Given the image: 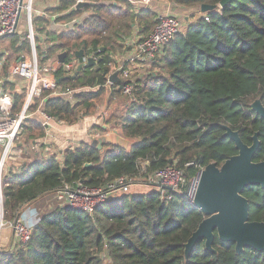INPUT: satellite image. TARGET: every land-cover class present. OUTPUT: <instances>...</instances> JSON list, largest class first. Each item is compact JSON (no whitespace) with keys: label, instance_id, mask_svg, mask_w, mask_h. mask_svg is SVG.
Returning a JSON list of instances; mask_svg holds the SVG:
<instances>
[{"label":"trees","instance_id":"trees-1","mask_svg":"<svg viewBox=\"0 0 264 264\" xmlns=\"http://www.w3.org/2000/svg\"><path fill=\"white\" fill-rule=\"evenodd\" d=\"M86 1L93 5L60 17L69 20L88 11L85 21L73 32L47 31V57H42L43 49L39 52L43 61L63 51L66 59L73 58L81 48L97 54V63L75 77L58 68L57 79L65 88L104 85L117 65L115 46L124 47L136 29L148 36L158 22L155 12H137L126 0ZM105 1L112 2L102 4ZM169 1L184 7L200 9L210 4L217 8L175 36L150 72L136 79L131 95L122 92L121 81L115 82L111 100L119 96L124 108L109 121L114 120L122 135L134 140L132 145L127 148L103 138L100 148L97 140H82L63 150L60 158L42 156L26 144L45 138L47 128L38 116L27 118L21 129L26 141L18 143L25 159L20 172L14 166L3 171L6 220L18 218L24 204L53 196L65 183L101 187L123 175L139 179L168 165L185 169L191 178L196 165L214 162L220 166L238 153L225 126L238 131L248 145L258 132L261 144L253 159H264V118L251 106L257 98L264 104V0H231L224 8L219 7L221 0ZM74 2L61 0L51 11L64 12ZM33 21L39 31L46 30L48 19L37 15ZM11 37L12 52L30 49L29 40L19 45L17 35ZM4 66L3 73L9 65L5 70ZM104 92L103 86L83 89L75 94L73 104L63 97H49L43 107L58 121L75 125L97 111ZM48 94L44 90L42 98ZM25 98V92L13 94V113L22 110ZM42 98L35 100L32 111ZM94 128L105 131L102 126ZM243 194L249 201L250 221L264 222V187L250 185ZM205 217L177 193L169 201L161 200L157 189L121 194L92 214L54 200L33 224L28 242L16 249H0V264H264V251L246 247L238 253L236 244L221 240L217 231L212 250L199 240L186 256L185 245Z\"/></svg>","mask_w":264,"mask_h":264},{"label":"built area","instance_id":"built-area-1","mask_svg":"<svg viewBox=\"0 0 264 264\" xmlns=\"http://www.w3.org/2000/svg\"><path fill=\"white\" fill-rule=\"evenodd\" d=\"M84 1L75 0L74 4L64 12L49 13L46 10L40 12V16L48 19L50 26L45 25V31L37 32L33 23V0H0V40L16 34L24 14L29 28L28 38L31 46L30 52L24 53L14 61L4 76L1 75V72L5 63L7 50L0 48V187L3 181L1 173L5 165L7 163L10 164L11 156L14 154L13 149L16 147V139L21 132L24 121L31 116H38L46 127L52 121H58L44 110L45 99L55 96L63 97L73 104L76 93L83 89L97 90L100 86L104 87L107 94H112L116 82L110 79L112 74L106 76L104 85L94 87L65 88L57 79L56 71L59 67H62L66 75L75 76L80 64H83L85 68L88 66L90 59L95 61L96 64L99 57L93 51H84V55L81 58L75 55V57L65 59L63 62L59 60V54L48 57L44 61L41 60L42 57H47V49L49 48V35L47 31L56 33L73 32L89 16V12L84 11L69 20L60 19L62 15L69 14L77 9V5ZM126 1L132 4L134 10L138 12L141 9L149 8L155 0ZM111 2L105 1L102 4H110ZM206 19H208L207 15ZM183 25L184 22L181 17L175 14H164L159 16L154 30L148 36H141L138 30L134 32L132 36L125 39V43L128 45L127 48H130L129 62L140 63L148 69L147 72L149 73L156 60L164 54L166 46L179 32L183 31ZM52 44L53 42L50 45ZM41 49L44 52L42 57L39 55ZM117 71L118 77L122 82V92L131 95L136 87L137 79L133 71L129 67H126L125 64L119 65ZM16 78L24 80L25 85L22 88L17 83ZM9 84L14 85L12 89L9 87ZM44 90H48L49 94L42 98ZM23 92L26 94L23 108L20 112L13 113V94ZM39 98L42 99H40L37 109L32 111L31 106ZM107 116L108 113L105 110H101L98 117H92V121L96 125L106 128L107 125L104 123ZM86 121L89 120L87 119ZM95 136L99 137V140L104 137L99 134ZM20 165V162H17V166L20 167ZM188 165H194V162H189ZM196 166L197 172L191 178L188 177L185 169L179 168L176 165H168L162 169L149 172L139 179L123 175L101 187H89L80 181L65 183L56 190L55 199L61 206H69L92 214L104 202L114 199L121 194L132 192L134 186H150L160 191L161 200L169 201L177 193L193 203L202 172L205 169V166ZM1 189L0 200L2 201L3 193ZM0 218L1 227L4 224L2 215ZM8 223L14 232L13 249L30 240L33 225H29L21 218L13 219Z\"/></svg>","mask_w":264,"mask_h":264},{"label":"water","instance_id":"water-1","mask_svg":"<svg viewBox=\"0 0 264 264\" xmlns=\"http://www.w3.org/2000/svg\"><path fill=\"white\" fill-rule=\"evenodd\" d=\"M230 1L221 0L219 7H226ZM90 4L93 5V2L84 1L79 3L77 8L83 9ZM216 8V5L202 4L200 11L207 13ZM84 51V48H81L76 52V56L81 58ZM67 55L66 51L59 53V60L63 62ZM94 65L95 61L90 59L88 66ZM83 68V64H80L75 76ZM110 79L120 81L116 72L110 76ZM251 106L264 118V104L260 98ZM225 128L226 135L236 142L238 153L228 158L220 166L213 162L203 170L192 204L201 209L206 217L186 243V256L199 240H205L206 247L212 250L215 231L221 240L235 243L238 253L243 252L246 247L264 251V222L250 221L249 201L243 194L245 188L250 185L264 187V159L258 162L253 159L261 144L258 132L253 136V143L248 145L242 141L238 131L229 126H225ZM101 143L100 141V148ZM1 211L3 215V200L1 201Z\"/></svg>","mask_w":264,"mask_h":264},{"label":"rangeland","instance_id":"rangeland-1","mask_svg":"<svg viewBox=\"0 0 264 264\" xmlns=\"http://www.w3.org/2000/svg\"><path fill=\"white\" fill-rule=\"evenodd\" d=\"M190 8V7H189ZM196 8H198V7H195V9ZM203 14V13H202ZM202 14H200V13H197V12H194V13H190V10L187 12V16H189V17H191V21L193 20V22H195ZM24 14H23V17H22V20H21V24H20V26L18 27V29H17V32H16V35H17V37L20 39H18L19 40V45L20 44H23V41H25V40H29V38H28V33H29V28H28V26H27V24H25V21H24ZM33 18H34V14H33ZM159 18V16L157 15V18H156V16H155V19H158ZM182 18V17H181ZM189 19V18H188ZM183 20V19H182ZM183 22H184V20H183ZM46 24H47V26L49 25L50 26V22L49 21H47L46 22ZM186 22L184 23V25H183V27H182V30L183 31H185V29H186ZM153 30H154V28H153ZM152 30V31H153ZM151 31V32H152ZM150 32V33H151ZM149 33V34H150ZM3 39H5L3 42H0V48H4V49H6L7 50V52H6V55H5V61L6 62H8L7 64H5V66L7 65H11L14 61H16L21 55H23L24 53H29L30 52V49H28V46L20 53V52H15V51H13L12 52V49L14 50V48H15V46H13L14 45V43L12 42L13 41V39H12V37L11 36H7V37H5V38H3ZM21 40H22V43H20L21 42ZM28 42V41H27ZM30 43V42H29ZM31 47V46H30ZM130 49V48H129ZM126 50H128V48L127 47H116L115 46V49H114V51H113V55L115 56V60L116 61H118V54L119 55H125V51ZM11 53V54H10ZM20 53V54H19ZM8 55V56H7ZM4 66V65H3ZM4 66V70H5V67ZM3 69V68H2ZM8 69V68H7ZM7 71V70H6ZM6 73V72H5ZM5 73H3V71L1 72V75L2 76H4L3 74H5ZM17 83L19 84V86L22 88L24 85H25V83H24V80L21 78H17ZM10 89V88H9ZM111 95L110 94H107L106 92H104V96H103V98H102V100L99 102V104H98V108H97V111L95 112V113H93V114H91V115H88V116H85L84 118H83V120L86 118V120L88 119L89 121H88V125L90 126L89 127V129L90 128H93L92 130H93V134H89V136L87 135L86 137H85V140L86 141H91V142H94L95 140H97V142H98V144L100 143V141L102 142V139L103 138H106V137H101L102 139L101 140H99V137H96L95 135H97V134H99V135H105V131L107 130L108 131V133H109V137L111 138V140H112V143H116V144H120V145H123V146H125V147H127V148H129L131 145H132V143L134 142V140L133 139H130V138H127V137H125L124 135H122V133L120 132V129H118V127L114 124L115 123V121L114 120H111V121H109V118L112 116V114H114V113H116V112H119V110H121V109H123L124 108V101H123V99L122 98H120L119 96L117 97V98H114V100H111V98L112 97H110ZM257 99H259V98H257ZM257 99H255L252 103H254ZM251 103V104H252ZM101 110H105L107 113H108V116H107V119H106V121H105V123L104 124H106L107 125V128H106V130L105 131H102V130H100V129H95L94 127L95 126H97L96 128H98V127H101V125H96L93 121H92V117L93 116H97L98 117V114L101 112ZM82 120V121H83ZM55 122H57V121H55ZM81 122V121H80ZM79 122V123H80ZM59 124H54L53 125V127H51L50 129H47V133H46V137L45 138H43V139H41L40 141H37V142H35L34 144H32V143H29V144H26V146L30 149V150H33V148H35L36 146H38L39 147V145H41V148H42V145H43V143H49V142H54L55 143V141H56V138L58 139L57 140V142H59V143H61V144H59V146L56 148V149H54L55 150V153L54 154H58L59 155V157H61V154L62 153H60L59 152V148H62V150H65V149H67L68 147H70V146H74V145H77L80 141H79V139H76V140H71L70 138H65V136H67V135H69L70 134V130L68 129V128H66L67 126H65V125H62L63 124V122H58ZM57 125V126H56ZM88 128V127H87ZM107 136V135H106ZM23 139H25V141H26V135H24L23 137H21V132H20V134L18 135V137H17V139H16V147L13 149V153H17V154H19V156H20V154L22 153V151H21V153L18 151L19 150V145H18V143H19V141L20 140H23ZM65 140H67L66 142H65ZM79 141V142H78ZM72 143V144H70V145H67L68 143ZM102 144V143H101ZM21 149V148H20ZM22 150V149H21ZM39 152H41V151H39ZM63 152V151H62ZM42 153V152H41ZM43 156V155H42ZM49 156V155H48ZM18 161L19 162H22V160H21V158L20 157H18ZM3 169H5V168H3ZM4 171V170H3ZM2 171V173H1V176H2V178H3V172ZM154 188L153 187H150V186H134L133 188H132V192L133 193H138L139 191H143L144 193H148V192H151L152 190H153ZM54 197L52 196V195H50L49 196V198H42V199H40V200H38V201H36V202H33V204H34V207H37L36 209L38 210V209H42L43 211L48 207L46 204H53V202H54ZM47 206V207H46ZM46 207V208H45ZM42 211V212H43ZM23 218H24V220L26 221V223H28L29 225H30V222H32V219H26V217L25 216H22ZM4 214H3V222H4ZM8 221H12V220H8ZM0 222H1V218H0ZM31 225H33V224H31Z\"/></svg>","mask_w":264,"mask_h":264},{"label":"crops","instance_id":"crops-1","mask_svg":"<svg viewBox=\"0 0 264 264\" xmlns=\"http://www.w3.org/2000/svg\"><path fill=\"white\" fill-rule=\"evenodd\" d=\"M60 1L61 0H33L32 8H33L34 16H37V15L40 16V12H43L45 10L48 11L49 13H55V12H52L51 9L58 6ZM143 10H152L158 16H161L164 14H175L179 17H182V19L184 20V23L186 22V24H185L186 26L193 22V20L191 21V17L187 16V12L189 10H190V13L197 12V13L202 14V12L200 11L199 8L195 9V7L189 8V7H184V6H178V5L172 4L169 0H155L149 8L143 9ZM24 21L26 24L25 18H24ZM33 23H34V21H33ZM45 25H47V24H45ZM39 28H40V26H39ZM44 28H45V26H44ZM35 29L37 30V32H43V31H39L36 26H35ZM137 30L138 29H136L134 32H136ZM127 46L128 45H126V43H124V47H127ZM129 52H130V49L128 48V50H126L124 52L125 55L121 56L118 54L117 57L119 59H118V61H116L117 65L115 66V68L111 74H113L115 72L118 73L117 68L119 67V65L125 64L126 67H129L133 71V74L137 78V80L141 77L142 78L145 77L148 74V72H147L148 69L145 66L141 65L140 63H130L129 62V58H130ZM114 58H115V56H114ZM9 67L10 66H8V69H9ZM8 69H7L6 73L3 75L7 74ZM16 81H17V78H16ZM10 85L11 84H9V87L12 89L14 85L12 84V87ZM58 122L59 121H57V122L52 121L51 124L49 126H47L46 128L50 129L51 127H53L54 124H59ZM60 123H61V121H60ZM87 123H88V121H86V120H83V121L81 120L80 123H77L75 125H69V124L63 122L62 125L67 126L66 128H68L70 130V134L65 136V138L67 137V138H70L71 140L72 139L73 140L79 139V141L85 140V137L87 135L89 136V134L91 135L93 132V130H92L93 128L89 129L90 126ZM106 128H105V130H106ZM108 135H109V133L106 130L105 135H103V136L106 137L108 140H110V142H112L111 138ZM57 140L58 139L56 138L55 143L54 142L43 143L44 145H46L45 147L41 148V145H39V147L36 146L35 148H33V150L36 153H39V151H41L42 155L46 156V157L56 156L57 158H60L58 154H54L55 153L54 149H56L59 146V144H61V143L57 142ZM66 141L67 140H65V142ZM70 144H72V143L70 142L67 145H70ZM18 151L21 153L22 150L19 148ZM62 151H63L62 148H59V152L62 153ZM11 157L12 158L10 159V164L7 163L5 165V168L14 166L15 172H17V170L21 167L22 162H24L25 159H24L22 153L20 154V156H19V154L14 153ZM18 157H20L22 160V162H20V164H21L20 167L17 166V162H19ZM0 159H1V152H0ZM18 172H20V170H18ZM139 192H143V191H139ZM49 196L50 195L45 196V198L46 197L49 198ZM53 197L55 199V194L53 195ZM46 205L48 206V204H46ZM36 208L37 207H34L33 202L24 204L21 208V211L19 213L18 218H21L24 220V218L22 216H25L27 220L29 218L32 219V222H30V224H34L35 221L38 220L40 213L43 211L41 208L38 210ZM1 215H2V211H1V200H0V217H1ZM2 219H3V215H2ZM8 222H9L8 220L4 219V224L0 227V249L1 248H13L14 232H13V228L11 227V225Z\"/></svg>","mask_w":264,"mask_h":264}]
</instances>
